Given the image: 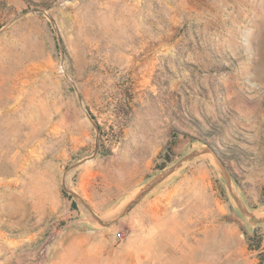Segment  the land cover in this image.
Listing matches in <instances>:
<instances>
[{
	"label": "rangeland",
	"instance_id": "rangeland-1",
	"mask_svg": "<svg viewBox=\"0 0 264 264\" xmlns=\"http://www.w3.org/2000/svg\"><path fill=\"white\" fill-rule=\"evenodd\" d=\"M129 2L116 6L177 9V40L155 61L154 46L115 61L99 0H0V183L36 163L57 170L63 200L38 258L61 241L43 258L44 238L80 225L133 242L136 264H166L160 245L191 226L219 257L246 247L264 264V223L243 212L264 218V0ZM173 167L127 215L95 220Z\"/></svg>",
	"mask_w": 264,
	"mask_h": 264
},
{
	"label": "crops",
	"instance_id": "crops-1",
	"mask_svg": "<svg viewBox=\"0 0 264 264\" xmlns=\"http://www.w3.org/2000/svg\"><path fill=\"white\" fill-rule=\"evenodd\" d=\"M119 1L99 0L100 7L95 8V14H101L102 25L105 27L108 22L111 25V41L115 39L118 46L115 61L133 62L134 54H139L148 46H154L155 52L151 56L147 54L144 63L155 61L160 55L166 54L172 42L177 40V9L116 6ZM150 12L155 15L152 22L149 21ZM135 25L139 41L137 45L142 48L138 52L134 50L133 42ZM25 168L27 167L20 165L17 170L22 172ZM28 169L29 172H24L29 174L28 177H23L20 173L19 176L0 183V264H119V261L123 262L125 259L129 260V264L137 263L132 258L138 252L132 249L135 245L133 242L127 241L116 249V242L113 236H108V232L85 229L80 225L67 230L50 260L41 261L38 258V241L47 230L49 220L62 211L63 200L58 191L56 169L48 172L44 166L36 163ZM31 188L33 191L29 193ZM49 191H53V194ZM167 228L166 224L159 225L158 230ZM195 228L190 226L188 236L183 235L185 230L181 231L178 238L175 230L173 232L177 241L173 245H160L158 250L166 255V264L172 260L177 264H214L217 260H221L220 264L260 263L255 256H247L246 247H231L224 256L219 257L220 253L213 246V237L206 233L204 238H199ZM261 249L264 252V244ZM167 255L175 256L172 259Z\"/></svg>",
	"mask_w": 264,
	"mask_h": 264
},
{
	"label": "water",
	"instance_id": "water-1",
	"mask_svg": "<svg viewBox=\"0 0 264 264\" xmlns=\"http://www.w3.org/2000/svg\"><path fill=\"white\" fill-rule=\"evenodd\" d=\"M206 150H202L201 152H197L194 154L189 155L186 159H193L195 158L197 155H199V153H204ZM175 169V167H173L172 169H170L168 172L163 173L162 175H160L157 179H155L154 181H152L150 184H148L145 189L143 191H141L137 197L120 213V215L118 216V218L114 219L112 222H104L101 219H99L98 217L94 216L95 220L97 222H99L101 225L103 226H108L111 223H115L117 220H119L121 217H124L125 215H127L134 207H136L141 201L142 199L147 195V193H149L151 190H153L160 182H162L173 170ZM79 199V198H78ZM81 201V199H80ZM243 212L248 216V219L251 223L253 224H258V223H264V218H259L249 212H246L243 210Z\"/></svg>",
	"mask_w": 264,
	"mask_h": 264
},
{
	"label": "built area",
	"instance_id": "built-area-1",
	"mask_svg": "<svg viewBox=\"0 0 264 264\" xmlns=\"http://www.w3.org/2000/svg\"><path fill=\"white\" fill-rule=\"evenodd\" d=\"M67 231L62 228L61 230H59L55 235H48L46 238H44V240L41 242L40 244V248H41V251H40V255L43 257V258H46L48 255H50V253L52 252L53 250V247L55 245V243L63 237V235L66 233ZM117 239L119 241H122L124 240V236L123 234L119 233L117 235Z\"/></svg>",
	"mask_w": 264,
	"mask_h": 264
}]
</instances>
